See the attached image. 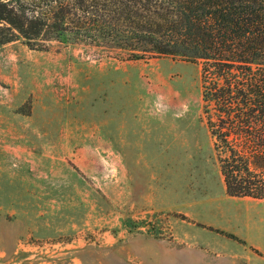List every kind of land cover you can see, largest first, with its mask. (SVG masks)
<instances>
[{"label":"rangeland","instance_id":"1","mask_svg":"<svg viewBox=\"0 0 264 264\" xmlns=\"http://www.w3.org/2000/svg\"><path fill=\"white\" fill-rule=\"evenodd\" d=\"M68 39L0 45V264H264V200L226 192L203 65Z\"/></svg>","mask_w":264,"mask_h":264},{"label":"trees","instance_id":"2","mask_svg":"<svg viewBox=\"0 0 264 264\" xmlns=\"http://www.w3.org/2000/svg\"><path fill=\"white\" fill-rule=\"evenodd\" d=\"M71 36L132 60L200 63L226 192L264 200V0H0V45Z\"/></svg>","mask_w":264,"mask_h":264},{"label":"crops","instance_id":"3","mask_svg":"<svg viewBox=\"0 0 264 264\" xmlns=\"http://www.w3.org/2000/svg\"><path fill=\"white\" fill-rule=\"evenodd\" d=\"M253 245H255L253 242H252ZM259 245V250L264 254V245H262L261 243H258Z\"/></svg>","mask_w":264,"mask_h":264}]
</instances>
